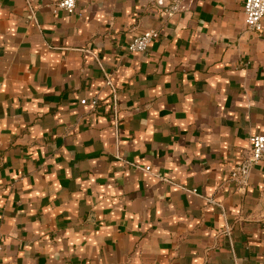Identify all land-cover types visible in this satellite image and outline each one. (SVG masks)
Masks as SVG:
<instances>
[{"label": "crops", "instance_id": "0c3cea01", "mask_svg": "<svg viewBox=\"0 0 264 264\" xmlns=\"http://www.w3.org/2000/svg\"><path fill=\"white\" fill-rule=\"evenodd\" d=\"M56 1L0 0V264H264V161L227 178L264 134V17Z\"/></svg>", "mask_w": 264, "mask_h": 264}, {"label": "built area", "instance_id": "2783aa9c", "mask_svg": "<svg viewBox=\"0 0 264 264\" xmlns=\"http://www.w3.org/2000/svg\"><path fill=\"white\" fill-rule=\"evenodd\" d=\"M186 0H165L163 6L159 7V15L163 19L175 17L182 9ZM77 0H57L52 6V12L60 10L72 12L76 7ZM243 13L245 25L248 31L260 33L262 31V18L264 17V0H243ZM159 36L158 29H147L134 35L128 44L130 52L143 53L149 45ZM106 82L112 85L111 73H106ZM114 102L115 100V96ZM93 104L97 103L94 99ZM264 161V134H254L249 137V147L234 162L228 173V181L232 182L238 189L244 190L249 183L252 168ZM145 170L149 171L150 166ZM1 248V247H0Z\"/></svg>", "mask_w": 264, "mask_h": 264}]
</instances>
